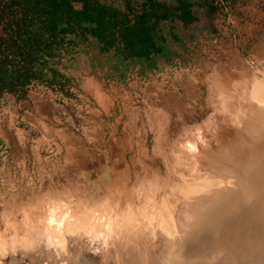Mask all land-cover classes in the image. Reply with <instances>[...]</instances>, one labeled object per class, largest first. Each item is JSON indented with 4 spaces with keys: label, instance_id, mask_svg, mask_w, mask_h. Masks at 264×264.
Returning <instances> with one entry per match:
<instances>
[{
    "label": "rangeland",
    "instance_id": "obj_1",
    "mask_svg": "<svg viewBox=\"0 0 264 264\" xmlns=\"http://www.w3.org/2000/svg\"><path fill=\"white\" fill-rule=\"evenodd\" d=\"M227 1L232 6L226 12L214 13L215 29L199 37L193 49L202 55H212L209 61L213 63L220 60L222 50L229 49L233 54L224 74L230 83L215 87L210 97L206 94L203 104H192L165 120L160 117L161 125L144 136L150 149L142 155L143 162L136 161L133 152L127 151L117 162L108 157V162L102 160L99 165L68 164L66 150L50 143L45 131L39 134L31 131L29 123L21 117L17 122L9 121V99H1L0 237L6 236L10 242L16 232L22 237L27 224H38L51 207L59 204H70L81 214L93 208L104 209L110 203L118 216L131 206L138 218L143 217L140 213L143 203L147 212H152L155 197L159 202L167 199L171 205L178 206L175 215L179 220L182 213L194 214L205 207L199 196H208L216 188L236 187L237 178L242 175L245 150H250L247 162L253 156L264 168V95H258L255 90L258 84L264 87V0H239L242 5ZM87 44L98 67L114 64L112 54H97V46L90 41ZM251 60L255 61L254 65ZM190 62L201 67L200 61ZM167 67H162L160 77L168 82ZM140 69L141 66H132L126 74L136 75ZM112 71L116 72L114 68ZM175 79L177 76L172 77ZM123 107L122 103L117 106L118 115L124 112ZM13 126L21 130L20 135L14 133ZM107 130L104 128L102 132L105 145L110 143ZM75 131L82 134L84 129ZM189 158L194 172H190ZM194 174L221 177L224 184L189 198L186 195L191 194L182 192L189 191L185 183ZM181 236L182 233L178 235ZM174 241L175 238L158 230L157 219L151 225L141 222L137 230H127L119 221L111 229L108 243L101 244L98 261L100 264H154L155 261L173 264L167 257L176 246L172 244ZM17 254L10 252V256ZM53 264H66V261Z\"/></svg>",
    "mask_w": 264,
    "mask_h": 264
},
{
    "label": "crops",
    "instance_id": "obj_2",
    "mask_svg": "<svg viewBox=\"0 0 264 264\" xmlns=\"http://www.w3.org/2000/svg\"><path fill=\"white\" fill-rule=\"evenodd\" d=\"M233 3L243 4L239 0ZM194 10L197 19L188 27L180 28L184 42L173 44L175 56L170 61L161 60L156 68H141L136 75L113 73V63L98 67L87 44L89 41L94 43L93 38L84 41L77 36H69L74 43L62 50L55 66L68 82L75 83L82 100H91L95 106L91 109L74 106L69 99L70 93L55 98L47 93L36 95L27 88L24 97L14 93L0 96V99H9V121L17 122L22 117L29 123L31 131L37 134L45 131L50 143L66 150L64 156L68 164L99 165L102 160L108 162V157L117 162L127 155V151L133 152L132 158L136 161L143 162L142 155L150 149L144 136L161 125L160 117L165 120L192 104H203L206 94L210 97L215 87L230 83L224 74L233 54L229 49L222 50L220 60L215 63L209 61L212 55L194 52L193 45L198 38L215 29L214 13L198 5ZM96 53H100L99 50ZM177 61H200L201 70L193 75L177 76L172 83L175 87H170L160 77L161 69ZM120 103L124 105V112L118 115L116 109ZM81 119L90 127L79 134L74 128ZM104 128L110 133V143L106 145L102 139ZM13 129L14 133L21 134L18 127L13 126Z\"/></svg>",
    "mask_w": 264,
    "mask_h": 264
},
{
    "label": "trees",
    "instance_id": "obj_3",
    "mask_svg": "<svg viewBox=\"0 0 264 264\" xmlns=\"http://www.w3.org/2000/svg\"><path fill=\"white\" fill-rule=\"evenodd\" d=\"M195 5L219 9L216 0H0V96L24 97L33 81L64 85L55 64L74 43L69 36L93 38L119 76L156 68L184 42L180 28L197 19Z\"/></svg>",
    "mask_w": 264,
    "mask_h": 264
},
{
    "label": "bare ground",
    "instance_id": "obj_4",
    "mask_svg": "<svg viewBox=\"0 0 264 264\" xmlns=\"http://www.w3.org/2000/svg\"><path fill=\"white\" fill-rule=\"evenodd\" d=\"M255 90L258 95H264L263 85L258 84ZM238 107H240V104ZM191 133H193V131H191ZM195 134L196 133H194V135ZM248 152L247 150L244 151L242 165L244 171L247 169ZM251 159L254 160L255 158L252 156ZM187 163L189 164L190 172H194L191 158L187 159ZM262 167L263 166H260V172L257 175L262 179L261 183L264 185V168ZM185 176L188 177L186 174ZM185 184H187L190 189L182 193L191 194L186 195L190 198L193 195L207 192L211 188L222 186L224 180L221 177L212 178L207 176H196L194 174L188 178V182ZM261 191L262 194H264V190ZM155 196L157 195L155 194ZM263 200L264 198H262V201ZM152 204V212L148 213L146 208L147 205L143 203L140 207V213L143 217L138 218H136L137 213L131 206L124 209L122 214L118 216L115 213V208H113L110 203H108V206L106 205L104 209L93 208L81 214H78V212L76 213L70 204L54 205L48 210L47 215L45 213L46 216L43 215L45 217H41L38 224H27V228L24 230L22 237H20L17 232L14 234V238L11 242L8 241L6 236L0 237V254H3V257L0 258V264H7L8 260L10 264H21V262H19V257L21 260L31 257L32 259H29L28 264H44L43 262H45V264H53V262L59 260L66 261V264H95L94 257L90 255V251L93 250L97 252L102 243H108L111 229L116 225V222L118 224L119 221L124 223L127 230L130 228L137 230L141 222L142 224L147 223V225H151L153 221L157 219L158 230L172 239L175 238V243L178 241V235L182 233V228L184 227V223L182 225L180 219H176L175 212L178 210V206L171 205V202L167 199H163L162 202H159L155 197H153ZM259 208L260 209L257 208V210L261 211L262 206ZM196 214V212H194V214L191 212L184 213V219L186 222H188L189 217L196 219L198 218ZM247 219L248 214L245 213L243 220ZM117 226L121 227V224ZM251 226L257 228L254 225ZM258 230L259 229H257V231ZM261 231H264V227H262ZM260 233L259 231L258 234ZM227 236L228 232L225 234L218 233V236H216V238L221 239L222 242L225 241V246H220L221 248L216 252L218 255L217 259L207 260L199 258L191 264H264V237H261L263 235H259L261 238H257L251 231H247L241 239L237 237L232 240H224L223 238ZM70 244H72V246ZM12 251L17 252L19 257L12 259L10 257V252ZM36 253L38 254L36 255ZM20 254H24V257L20 256ZM181 254V247L175 246L172 253L168 255L167 260L171 261L173 264L183 263L185 258ZM154 264L158 263L155 261Z\"/></svg>",
    "mask_w": 264,
    "mask_h": 264
},
{
    "label": "water",
    "instance_id": "obj_5",
    "mask_svg": "<svg viewBox=\"0 0 264 264\" xmlns=\"http://www.w3.org/2000/svg\"><path fill=\"white\" fill-rule=\"evenodd\" d=\"M241 165H243V161ZM246 166V171L242 170V175L237 178L235 188H216L212 190V194L198 197L203 203H206L205 207L197 212L198 216L196 214V217L198 218L189 217L186 222L184 213L181 214L180 221L182 225L184 223L182 236L172 244L181 247V255L185 258L183 263L189 261L191 264L199 258L217 259L216 252L221 248L220 246H225L224 240H232L237 237L241 239L247 231H251L257 238L264 237V231H261L264 227V200L262 201L264 194L261 191L264 190V185L261 183L262 179L257 175L260 172V165L256 160H251L246 163ZM261 206L262 210L258 211L257 208L260 209ZM244 211L248 214L247 220H243ZM257 229L259 230L257 231ZM259 231L260 234H258ZM227 232L228 236L223 238L224 242L216 238L218 233L225 234ZM99 252L100 250L90 251L95 264H100L98 261ZM10 257L17 258L19 254ZM19 259L21 264H28L29 259L32 258L21 260L19 257ZM8 262L9 260L7 264H10Z\"/></svg>",
    "mask_w": 264,
    "mask_h": 264
},
{
    "label": "built area",
    "instance_id": "obj_6",
    "mask_svg": "<svg viewBox=\"0 0 264 264\" xmlns=\"http://www.w3.org/2000/svg\"><path fill=\"white\" fill-rule=\"evenodd\" d=\"M216 4L219 7L218 9L219 11L222 10L225 12L228 11L229 8L232 6V4L228 2L227 0H216ZM251 62L253 65L255 64L254 60H251ZM165 69L168 70V72H170V75L168 76L169 86L175 87L172 84L173 83L172 77L181 76L185 74H188V75L196 74L200 72L201 67L197 63H193V62L183 63L181 61H177L175 64ZM63 82H65V80H63ZM28 88L31 92L32 91L34 92V90L41 91L43 93L51 94L55 98L63 96L65 93H70L69 99L73 103L74 106L80 105L86 109H91L95 106L94 102L91 100H88V101L82 100L81 95L76 90L75 83L72 81H69V82L66 81L64 85L49 84L47 82H42V81H33L28 86ZM0 102H1V99H0ZM20 119H22V117ZM86 125L88 124H85L84 120L81 119L77 122L74 129L77 131H80V130L83 131V129L87 127Z\"/></svg>",
    "mask_w": 264,
    "mask_h": 264
},
{
    "label": "snow or ice",
    "instance_id": "obj_7",
    "mask_svg": "<svg viewBox=\"0 0 264 264\" xmlns=\"http://www.w3.org/2000/svg\"><path fill=\"white\" fill-rule=\"evenodd\" d=\"M62 247V246H61ZM3 257V254H0V258H2Z\"/></svg>",
    "mask_w": 264,
    "mask_h": 264
}]
</instances>
